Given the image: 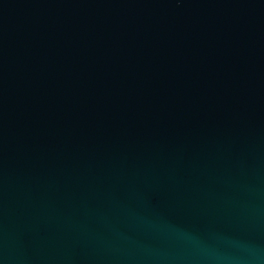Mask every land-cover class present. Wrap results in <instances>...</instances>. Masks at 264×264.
<instances>
[{
  "label": "water",
  "instance_id": "obj_1",
  "mask_svg": "<svg viewBox=\"0 0 264 264\" xmlns=\"http://www.w3.org/2000/svg\"><path fill=\"white\" fill-rule=\"evenodd\" d=\"M0 264H264V0H0Z\"/></svg>",
  "mask_w": 264,
  "mask_h": 264
}]
</instances>
